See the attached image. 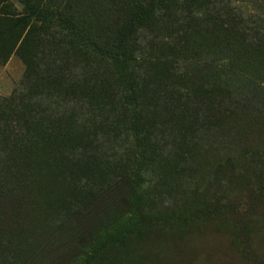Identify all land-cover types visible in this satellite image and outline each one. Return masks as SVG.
I'll use <instances>...</instances> for the list:
<instances>
[{
  "label": "rangeland",
  "instance_id": "1",
  "mask_svg": "<svg viewBox=\"0 0 264 264\" xmlns=\"http://www.w3.org/2000/svg\"><path fill=\"white\" fill-rule=\"evenodd\" d=\"M0 32V264H264V0H0Z\"/></svg>",
  "mask_w": 264,
  "mask_h": 264
},
{
  "label": "trees",
  "instance_id": "2",
  "mask_svg": "<svg viewBox=\"0 0 264 264\" xmlns=\"http://www.w3.org/2000/svg\"><path fill=\"white\" fill-rule=\"evenodd\" d=\"M18 25H19V21H12V22H10V30H9V32H10V36L11 37L14 35V32L19 27ZM7 35H9V34H6L5 32H0V40H2L3 38H5ZM68 152L69 151H67L66 153H68ZM81 152L82 151L80 150L78 153L76 152L74 154H79ZM75 157L76 156L72 155V157H68V159H66L65 156H64L65 161H66V166H68V167H70V166L75 167L76 166V162H78V160L74 162V158ZM62 182H63V189L64 190H66V187H65L64 183L66 184V186H68L69 188H71V181L64 179ZM62 182H61V184H62ZM58 184H59V186L57 187V189L55 191H53L52 194H49L47 196L48 198L49 197H53L55 195H60V194L63 193L62 185H60V183H58ZM52 200H55V198H52L50 201H52Z\"/></svg>",
  "mask_w": 264,
  "mask_h": 264
},
{
  "label": "bare ground",
  "instance_id": "3",
  "mask_svg": "<svg viewBox=\"0 0 264 264\" xmlns=\"http://www.w3.org/2000/svg\"><path fill=\"white\" fill-rule=\"evenodd\" d=\"M7 232V231H6ZM10 235V234H9ZM9 244V243H8Z\"/></svg>",
  "mask_w": 264,
  "mask_h": 264
}]
</instances>
